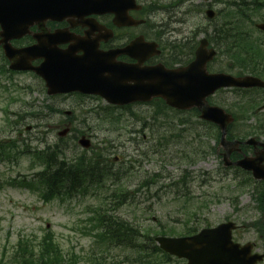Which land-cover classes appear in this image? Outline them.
Here are the masks:
<instances>
[{"label":"rangeland","instance_id":"374dc122","mask_svg":"<svg viewBox=\"0 0 264 264\" xmlns=\"http://www.w3.org/2000/svg\"><path fill=\"white\" fill-rule=\"evenodd\" d=\"M151 0H148L150 2ZM157 2V5H160L162 10H160V15L156 18L153 17L157 22H161L162 19L164 22H168L167 15L169 13L176 14L177 18L183 19L186 22L182 24H175V27H181L186 32H192L196 28H204L208 25H212L215 22L218 23L222 20V17L217 16L216 20H211L206 16V13L201 10L204 4L212 0H190L185 5L176 6L178 1L176 0H153ZM218 7H214L217 10ZM190 11V12H189ZM264 13V11H263ZM178 33L171 34V38H176ZM202 35L200 34L199 37ZM226 63H229L226 60ZM214 66L216 68H222L221 60L218 59ZM21 80H26L25 76L19 77ZM223 94V93H222ZM220 96L218 99L220 100ZM227 97H221V99H226ZM34 101L35 106L38 108H43L47 98L44 94L35 91L26 97V101ZM218 100V101H219ZM236 100L230 98L229 102H226L224 105L232 108L239 113L241 111L237 107L230 106ZM22 101L15 102V104L10 108L11 111L19 112L23 110ZM220 102V101H219ZM64 105L62 109L69 110L71 109L75 112L74 116L76 118L74 122L75 129H87L84 127L82 122L83 118L86 117L84 112L89 109L81 107L78 105L76 99L72 97L68 102H63ZM41 106V107H39ZM3 105L0 101V108ZM140 109V108H139ZM43 119L45 121L48 116L47 112H43ZM91 115V114H89ZM171 116L164 115L162 117L160 128V122H157V129L159 132H164L163 135L168 133L170 122L173 120L172 113ZM18 114H11L12 119H16ZM188 117V115H185ZM61 115H58L57 118H50L47 121L49 123L41 122L39 126L37 125V120L33 118H27L26 120L20 121L18 124L11 125L10 121H7L5 116L1 114L0 110V139H12L15 136H20L22 139H29L38 136H42V132L47 131V139L50 143H56L60 140L58 135L59 130H62L66 125L59 124ZM177 120V119H175ZM126 124L132 123V121L127 120ZM94 116L89 118V126H95L97 123ZM61 125V128L59 126ZM250 126L255 127L256 121L253 117H250L248 121L239 123L236 129H246ZM31 126L30 129L27 127ZM128 130H123L110 134L104 130H97L94 134L92 143L93 147L97 146L100 149H106L111 146V144L117 145L113 149L115 153L112 155L119 156L121 158V163L129 164L132 160V166L139 167V171H132L127 176L124 177V181L121 184V187L128 188L133 195L138 197V200L141 201L140 207H150L154 215H157L161 219L165 220L166 216H174L176 210L174 207L181 205V202L177 204H172L169 199H164L161 202L152 199L149 203L156 205L155 208L147 202H144L146 199L145 194L149 193L154 195L158 190L159 194L168 195L166 197H175V195L180 194L184 195L187 192L190 193L193 197H197L198 200L207 203V209L205 211L203 219H206L208 223H216L222 219L225 215L233 216L238 223L243 224L241 228L236 232L235 236L238 240L242 242L253 241L256 243V247L259 251H264V236H261V233L258 231L257 227L252 225L261 219L263 214L257 207V201L252 195V192H255L253 187L245 188L244 190L237 189V183L243 177L247 176L244 173H240V176L237 179H234L233 176L236 175V171L231 169L227 170L222 166L221 159V150L212 152L206 157H201L196 159V162L193 164L184 162L180 159L182 156L181 152L183 148L186 147V152L190 154L191 151H195L198 147V141L193 139L192 136L184 135V139L180 142H173L172 140L161 146L166 148H161L158 151L150 153L148 151V157L152 160H147V150L144 144H136L135 141L129 140L128 132L139 128L140 125H127ZM187 128V127H186ZM105 129V128H104ZM203 135L206 131H201ZM74 133H76L74 131ZM73 132L69 133L67 136L62 138L63 144L66 145V155L68 157H74L76 151L83 152L81 146L78 144V150L75 151L73 145ZM123 133V134H121ZM243 135L242 133L238 132ZM149 135V132H148ZM118 138H115L117 137ZM264 140V136L262 137ZM204 144L208 143L209 146H215V138L207 139L206 137L202 138ZM154 144L156 141H153ZM129 143L127 146H122V144ZM150 146V138L147 141ZM190 143L192 147H189ZM45 141L42 140L38 142L37 140H32V147L43 148L45 146ZM91 152H89L90 154ZM131 159V160H130ZM162 161V162H161ZM121 164H117L120 166ZM141 165V166H140ZM36 169L31 168L30 158L23 156L19 160H2L0 162V177L4 179L18 178L25 175L34 174ZM158 170V171H157ZM160 171V172H159ZM166 176L167 178H162L158 181L157 184H153L149 189L147 188H138L139 183L142 181L147 174H156ZM169 175L171 178H169ZM185 178L186 183L182 178ZM169 178V179H168ZM171 183L172 187L167 188ZM166 187V188H165ZM89 190L88 194L85 196H76L75 198H68L65 200H53L51 202H46L41 197V191L38 189H29L21 186L8 185L0 190V260L2 257H9L14 250L18 239L22 237L29 238L30 240H35V238L40 237L47 229H52L56 238L64 249L65 253H70L72 251L77 252L82 256L84 261H87L91 257L90 246L94 243L93 239L84 237L80 232L79 228L84 225V220L87 216L85 210L87 206H93L99 201L107 200V192L103 189H94ZM96 194V195H93ZM233 200V201H232ZM169 201V202H168ZM197 205V204H195ZM132 212L133 208H129ZM128 211V210H126ZM117 215L122 218H127V213H122L121 211H116ZM137 215V214H136ZM124 216V217H123ZM131 219V218H130ZM168 220V218L166 219ZM252 226V227H251ZM90 264L89 262H86Z\"/></svg>","mask_w":264,"mask_h":264},{"label":"water","instance_id":"95a60500","mask_svg":"<svg viewBox=\"0 0 264 264\" xmlns=\"http://www.w3.org/2000/svg\"><path fill=\"white\" fill-rule=\"evenodd\" d=\"M30 4L31 15H41L44 17L51 14H81L95 5L97 9L104 10L110 3L107 0H28ZM48 4H57L53 9L48 8ZM43 17V18H44ZM8 30H22L21 27H5ZM24 32V30H23ZM214 51L208 53L202 49L199 50L197 59L194 63L178 68L168 69L163 64L153 67L132 68L126 73H122L121 78L116 79L115 73L111 75V83L101 89L103 95L108 96L113 101L126 102L135 99H147L152 96H162L166 101L178 108L186 109L194 106L202 111V117L214 120L221 124L223 129L222 143L227 152V158L231 153L232 145L237 142L225 140L226 126L232 119L222 109L210 106L206 102V97L213 93L220 85H252V81L246 78H237L230 82L223 83L222 77L208 75L205 72V61L212 58ZM133 81V83H129ZM247 83V84H246ZM116 84V85H115ZM75 87L64 88L62 91L72 90ZM95 92V91H93ZM97 92V91H96ZM249 140L248 143H253ZM230 146V147H229ZM227 160V159H226ZM235 164L252 170L254 176L264 179V151L255 157H244L235 162ZM223 226L214 230L203 231L188 242L182 239L181 242L195 244L200 246L197 250L176 252L181 256H188L191 264H256L263 256L251 254V244L241 246L234 243L231 238L230 227L221 229ZM169 241V240H167ZM163 244L167 245L166 242Z\"/></svg>","mask_w":264,"mask_h":264},{"label":"flooded vegetation","instance_id":"af4514ba","mask_svg":"<svg viewBox=\"0 0 264 264\" xmlns=\"http://www.w3.org/2000/svg\"><path fill=\"white\" fill-rule=\"evenodd\" d=\"M131 14L135 18H139L140 14L136 11H132ZM91 21L87 22H78L75 25L72 26L69 20L64 21H47L45 23V31L47 33L52 34L57 30H64L65 34L63 36H60L58 38H51V37H45L44 39L54 42L56 40L57 44H51L49 42L45 43L46 48H52L57 51H68L70 55L72 56H82L83 50L76 46V40H79L83 38L84 44L82 47L89 48V49H96L101 51H110L117 48H123L126 45H128L134 38H136L139 34H141V31L138 30V26H130V27H120L114 25V14L106 13L102 15H88L87 16ZM94 19L98 21L99 23L97 27L94 26ZM73 22H76L75 20ZM102 26H104L106 29H103ZM108 30H112L113 36L110 38L108 35L110 32ZM41 30L38 25H34L31 27L30 34L25 35L22 38L14 39L12 41V44L18 47L21 46H28L36 43L38 40L35 37V35L40 34ZM88 36V37H85ZM119 61L127 62V63H135L136 60L133 58H130L128 55L122 54L118 57ZM45 57L37 58L33 61L35 65H40L43 62H45ZM158 62V59L156 56H152L148 58V60L144 64H155ZM36 76V75H35ZM40 83L43 85V87L46 89V82L44 81V78L36 76ZM73 95H80L82 97H86L87 100L83 102V106L86 108H90V110L84 112L86 117L83 118L82 122H89V118L91 113H93L92 107L99 106L100 99H91L90 97H97L94 95H87V94H78V93H69V94H58L55 96L59 97H67L70 98ZM56 103H62V99L59 98L56 100ZM68 113H72L67 111ZM54 117H57L54 116ZM69 124L72 123L71 120L68 121ZM93 135L92 128L88 127L86 132H80V136H87L91 137ZM114 162L117 163L119 160L117 158H114ZM184 215L176 216L171 218V222L169 226H165L163 223H161L157 218L154 219V223L157 227L165 226V229L168 231L173 232L172 236H190L198 232L200 227H207V223H203L201 219L200 212L198 213H187ZM231 219L229 217L225 218V221H230ZM139 221H134L132 224H134L137 229H135V242L136 243H117V244H109L107 247L111 250H117L119 252H130L128 254H122L119 255L116 254H110L108 257L109 264H188V260L178 258L174 255L164 254L162 252L159 253V245L157 243L149 244L147 242L141 243L140 241L142 239H145L146 241L148 238L144 236L143 232L138 233L137 230L141 227ZM142 251H145L142 253ZM150 253L151 260H145L142 259V257H148ZM121 258V259H120ZM264 262L260 263L263 264Z\"/></svg>","mask_w":264,"mask_h":264},{"label":"trees","instance_id":"16d2710c","mask_svg":"<svg viewBox=\"0 0 264 264\" xmlns=\"http://www.w3.org/2000/svg\"><path fill=\"white\" fill-rule=\"evenodd\" d=\"M241 1L244 2L245 0ZM245 14L248 15L247 13ZM231 24H233V22ZM224 35L226 36L224 41L230 49L234 47L239 51H247V53L250 54L256 52L262 53L264 51L262 50V44L258 40L256 41V47H254V42L248 38L249 33L244 30H241L238 33V37L245 40L244 42L239 41V45L231 39L232 34L230 30H228ZM224 41H222V44H224ZM250 58L254 59L253 61L258 59V57H254L252 55ZM181 122L183 121L181 120ZM207 125L210 127L209 124ZM197 134L199 136L198 131ZM174 136L177 137L179 135L175 134ZM2 152L4 157L11 154L10 152H5V150ZM207 152L208 151H206V153ZM0 156L2 157V155ZM40 157L43 160V163L45 162L47 165V169L45 171L38 173L40 180L43 181L45 188L49 192V195H47L48 198L46 199L55 197L62 198L65 195H72L73 190L76 187V189H84L83 185L78 186V184L86 176L88 168L92 166L90 163L83 160H81L82 162L77 163H68L64 161L60 162L58 159L50 156L47 152L42 154ZM96 165L98 166L97 162ZM79 169L83 170V174L78 173ZM258 190L259 198H261L260 201L264 206V187ZM17 244L18 245L15 247L13 254L10 255L11 257L9 262L11 264H75L76 262L75 259H73V256L71 258H66L64 256L52 232H47L37 242L29 239L25 240L23 238L20 239ZM0 264L9 263L1 262Z\"/></svg>","mask_w":264,"mask_h":264}]
</instances>
